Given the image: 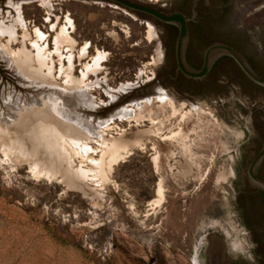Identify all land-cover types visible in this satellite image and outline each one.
Segmentation results:
<instances>
[{"label": "rangeland", "instance_id": "1", "mask_svg": "<svg viewBox=\"0 0 264 264\" xmlns=\"http://www.w3.org/2000/svg\"><path fill=\"white\" fill-rule=\"evenodd\" d=\"M143 1L197 16L193 70L217 40L264 74V0ZM161 34L104 5L0 0V264L258 262L235 204L259 92L236 65L228 101L176 76Z\"/></svg>", "mask_w": 264, "mask_h": 264}, {"label": "flooded vegetation", "instance_id": "2", "mask_svg": "<svg viewBox=\"0 0 264 264\" xmlns=\"http://www.w3.org/2000/svg\"><path fill=\"white\" fill-rule=\"evenodd\" d=\"M158 6L161 7L162 10L161 12L164 15H171L174 12H180L185 16V18L187 19L188 40H190L192 27H196L197 26L196 24L198 23L197 16L192 17L191 15L182 13L181 11L168 10L169 7L166 3ZM245 7L249 8L247 6ZM156 25H158L162 33L161 35L163 36L162 38L163 45L167 46L168 44L172 43L174 59H175V44L178 36L177 27L174 25H169L159 22H156ZM217 44L231 47L228 43H225L224 41L213 40V42L208 43V47L206 48V50L209 47ZM204 53L202 56V61L200 66H202L203 64ZM185 57H186L187 65L192 69L193 67L191 66L190 63L191 59L189 52V44H187ZM247 64L249 65L252 72L257 77L264 80V74L255 71L254 68L248 62ZM234 65L237 66L239 71L246 78L245 80L247 84L245 86L247 87L248 85L249 87L259 92L258 100H260L262 103V106L259 107H255L254 105L251 104L254 110H251L249 115L250 116L248 123L249 130L247 129L248 137L243 147V173L240 183L241 185L236 195L235 205H236V212L240 217V222H242L243 224L245 235L248 236L251 240V244L253 247L252 253L257 254L258 262L256 264H264V86L258 85L253 81H251L240 70V68L235 63V61L228 56H221L214 61L209 73L204 78L206 79L205 81L204 79L201 81H193L186 79L177 70V66L175 69V74L176 76H181L185 81L189 83L203 81L204 82L203 84L205 86L211 84L214 88L218 89L220 91L219 93L221 94H223V92L225 91L226 96L223 97L225 98L226 101H228L229 98L227 94L229 91L232 90L234 86L233 81L229 79ZM212 77L214 79H211ZM210 88L212 87L210 86ZM154 93L156 94V96H161L162 98L167 99L169 103L172 104L170 99L165 96L164 92H162L161 89L159 88L155 89ZM170 106L168 107L171 110H173ZM156 195H157V191H156ZM254 245L257 248L256 250Z\"/></svg>", "mask_w": 264, "mask_h": 264}, {"label": "water", "instance_id": "3", "mask_svg": "<svg viewBox=\"0 0 264 264\" xmlns=\"http://www.w3.org/2000/svg\"><path fill=\"white\" fill-rule=\"evenodd\" d=\"M14 3H28L37 0H13ZM94 5H104L118 9L123 13L133 16L142 22L156 24V22L174 25L178 29L175 44V63L177 70L186 78L193 81L203 80L209 73L214 61L221 56L231 57L240 70L254 83L264 86V80L257 77L245 61V59L232 47L214 45L209 47L203 57V64L199 70L191 69L186 62V48L188 43L187 19L180 12L164 15L161 7L146 3L143 0H75Z\"/></svg>", "mask_w": 264, "mask_h": 264}, {"label": "bare ground", "instance_id": "4", "mask_svg": "<svg viewBox=\"0 0 264 264\" xmlns=\"http://www.w3.org/2000/svg\"><path fill=\"white\" fill-rule=\"evenodd\" d=\"M147 3V2H146ZM150 4V3H149ZM148 23V22H147ZM48 94V93H47ZM50 95V94H49ZM52 95V94H51ZM47 96V95H46ZM35 97V96H34ZM68 97V96H67ZM37 98V97H36ZM51 99V98H50ZM149 100V99H148ZM82 101V100H81ZM84 101V100H83ZM49 102V101H48ZM51 102V101H50ZM86 102H88V101H86ZM48 104H50V103H48ZM45 104L43 103L42 104V106H44ZM51 105H52V103H51ZM74 105V104H73ZM68 106V105H67ZM82 106V105H81ZM45 107V106H44ZM44 107H42V108H44ZM48 107V106H47ZM41 109V108H40ZM47 110H48V108H47ZM51 110V109H50ZM54 111V110H53ZM67 111V110H66ZM127 111V110H126ZM125 110L123 111V110H121L120 112H118L117 113V116L119 117V116H122L121 114H123V113H125L126 112ZM132 113V112H131ZM55 114H58L59 115V111L57 110L56 111V108H55V112H53L52 114H51V117H53L55 120H57L59 123H61V122H63V121H61L60 119H58L57 117H56V115ZM127 114H129V113H127ZM21 115V114H20ZM61 116V115H60ZM72 116H73V114H72ZM127 116V115H126ZM128 116H130V115H128ZM127 116V117H128ZM73 117H75V116H73ZM76 118V117H75ZM18 120V119H17ZM75 120V119H74ZM76 121H77V119H76ZM18 122V121H17ZM70 122H72V121H70ZM75 123V122H74ZM74 123H72L73 124V126L72 125H66V126H68L69 128H72V129H74V130H79V128H76L75 126H74ZM78 123V122H77ZM77 123H75L76 125H77ZM81 124V123H80ZM15 125V124H14ZM30 125H32V122H30ZM29 125V126H30ZM99 126V125H98ZM78 127V126H77ZM83 128V127H82ZM29 129V130H28ZM31 128L30 127H27L25 130H24V132L22 133L23 135H29L30 133H31V130H30ZM90 130V129H89ZM83 132V131H82ZM18 137H20V136H18ZM44 137H48V136H44ZM155 159L156 158H154L153 157V160L152 161H155ZM154 163V162H153Z\"/></svg>", "mask_w": 264, "mask_h": 264}, {"label": "crops", "instance_id": "5", "mask_svg": "<svg viewBox=\"0 0 264 264\" xmlns=\"http://www.w3.org/2000/svg\"><path fill=\"white\" fill-rule=\"evenodd\" d=\"M65 39H66V37H64ZM64 41V39L62 40H60L59 38H58V36H57V42H63ZM72 45H71V47L73 46V43H71Z\"/></svg>", "mask_w": 264, "mask_h": 264}]
</instances>
